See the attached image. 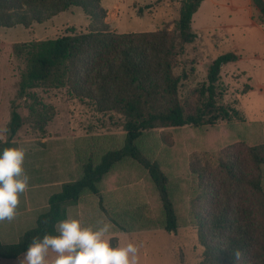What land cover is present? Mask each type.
<instances>
[{"label": "trees", "instance_id": "1", "mask_svg": "<svg viewBox=\"0 0 264 264\" xmlns=\"http://www.w3.org/2000/svg\"><path fill=\"white\" fill-rule=\"evenodd\" d=\"M201 2L181 0L174 31L72 28L14 45V53L25 62L18 81L20 98L36 100L35 88L67 85L75 96L90 99L101 111H118L125 119L121 134L85 135L64 148L70 178L33 219L14 216L28 223L14 224L15 241L1 231V257L24 253L34 236L53 232L54 223L69 217V205L83 209L95 194L97 213L118 231L143 224L138 218L126 224L133 214L125 209L141 198L147 200L144 213L152 217L149 226L173 232L185 225L197 227L204 245L201 264H264V123L245 121L240 108L222 100L227 90L222 67L239 55L232 50L218 55L209 63L207 79L193 85L194 66L178 69L185 44L196 38L192 20ZM253 2L264 22V0ZM73 6L93 20L106 17L102 0H0V25L29 27ZM185 84L192 86L184 91ZM17 108L14 104L0 148L17 145L14 135L23 124ZM29 109L35 108L31 104ZM159 127L179 128L175 143L158 142L151 131ZM226 139L235 140L221 149L215 164L198 155L186 162L191 146ZM190 173L198 181L195 193L184 183Z\"/></svg>", "mask_w": 264, "mask_h": 264}, {"label": "rangeland", "instance_id": "2", "mask_svg": "<svg viewBox=\"0 0 264 264\" xmlns=\"http://www.w3.org/2000/svg\"><path fill=\"white\" fill-rule=\"evenodd\" d=\"M112 1L102 0V4L107 8L106 17L102 19L104 22L91 19L80 6H73L42 22H34L29 27L23 24L0 25V141L8 137L7 125L11 121L13 105L17 104V109L23 116V124L14 135V140L17 145L26 149L23 168L29 176L28 185L42 181L57 187L26 188L19 195L15 216L24 215L28 220L33 219L38 212L48 206L49 194L59 191L61 189L58 188L59 185L70 178V167L67 163L64 168L62 160L65 147H70L72 141L85 135L121 134L124 131L125 118L118 111L99 110L90 99L75 96L67 85L35 88L36 100L20 98L17 94L18 81L25 62L14 53V45L30 39L55 37L72 28L86 30L106 27L116 31H147L163 27L173 31L176 29L181 0L178 3L176 0H129L128 8L123 6L119 17H117V8L108 5ZM205 9H209L211 14L213 4L207 2ZM205 19L208 23L222 22L217 16L214 17L215 21L210 15L205 16ZM262 37L260 32L243 30L224 39H219L215 35L212 41L210 35L205 33L207 46L204 45L203 40L186 43L184 51L179 55L178 69L182 67L189 69L193 65L195 70L193 75L191 74L194 79L192 85L196 84L207 79L208 66L212 58L234 47L238 48L241 55L237 59L238 64L229 62L231 65L228 63L222 67V81L227 88L222 100L240 108L245 121L263 124L264 59L258 56L264 55V42L260 41ZM255 51H259V54H255ZM191 86L185 84L183 90H189ZM31 104L35 108L32 111L29 109ZM190 128L188 129L193 134ZM207 129L202 130L208 131ZM178 130L177 127H159L153 129L151 133L158 142L175 143ZM233 140L235 139L218 141L214 145L200 143L191 146L187 151L186 162L198 155L202 160L208 158L212 164H215L221 149ZM189 176L184 181L185 186L192 188L195 193L193 188H198L197 178L191 173ZM33 190H39L38 192H42L43 196H40V200L35 203L30 202L29 205L27 195ZM89 197V200L85 201L88 205L83 209L77 204L69 205V217H78L82 224L91 226L108 222L103 213L104 218L97 213V210L100 211L97 195L90 194ZM146 201L141 198L136 199L131 201L135 203L134 208L125 209L133 214L126 224L130 226L135 218L143 224L138 223V229L134 231H118L117 227L111 224L107 235L112 238V242L124 243L128 239H133L138 244L137 264H201L204 245L199 239L197 227L185 225L173 232L158 226H149L152 217L144 213L142 205ZM2 224L0 222V234L1 231L3 232ZM12 226L14 227L12 231L9 230V236L4 238H12V241H15L16 227ZM22 231L24 230L19 231L18 235H21ZM0 264H18V259L0 256Z\"/></svg>", "mask_w": 264, "mask_h": 264}, {"label": "clouds", "instance_id": "3", "mask_svg": "<svg viewBox=\"0 0 264 264\" xmlns=\"http://www.w3.org/2000/svg\"><path fill=\"white\" fill-rule=\"evenodd\" d=\"M26 149L19 145L0 148V221L16 215L19 195L29 186L23 168ZM53 232L34 236L18 264H137L138 244L133 239L113 243L108 222L84 225L78 217H65ZM238 256L239 253L237 252Z\"/></svg>", "mask_w": 264, "mask_h": 264}, {"label": "crops", "instance_id": "4", "mask_svg": "<svg viewBox=\"0 0 264 264\" xmlns=\"http://www.w3.org/2000/svg\"><path fill=\"white\" fill-rule=\"evenodd\" d=\"M176 1L177 3L179 2V0ZM128 2L129 0H113L112 3H109L108 5L109 6L114 5L117 8V17H119L121 16L123 6L128 8V4H129ZM207 2H211L213 4V10H211V14L210 11H208L209 9H205V5ZM207 15H210V18L213 21H215L214 17L217 16L222 20L223 23L222 22L215 24L210 22L208 23L206 21L207 19H205V16ZM259 15H260V7L256 5L253 2V0H202L200 7L194 13L192 20V29L196 33V38L194 39V41L203 40L204 45L207 46V43H205V39H204L205 33L209 34L210 38L213 41V37L215 35L219 39L220 38L224 39L225 37L228 38L230 36H233L234 33L237 31L249 30V31L262 33L263 37L260 38V41L264 42V22L260 21ZM231 50L235 51L240 58L241 55L238 48L234 47L228 51ZM255 54H259V51H255ZM258 56L261 57L262 60L264 59V55H258ZM228 63L224 64V66L227 65ZM230 63L237 65L238 61L237 60L231 61ZM52 186H54V188H57L52 183H43L42 181L41 182L38 181V183L33 185L31 184L27 188H51ZM58 188H62V184L59 185ZM38 191L39 190H33L32 192H28L27 196H28L29 205H31L30 202L34 201L33 203H35L38 200H40L39 199L40 196H43V193ZM51 194H49V197ZM31 195H33V198H31ZM0 222L3 223L2 228L5 236H9L8 235L9 230L12 231L14 227L12 225H14L15 223L18 226L21 225L20 227L27 226L28 223V221L24 219L18 222L17 217L11 220H2ZM22 255L23 253L20 254L18 257H21ZM18 257H16V259H18Z\"/></svg>", "mask_w": 264, "mask_h": 264}]
</instances>
